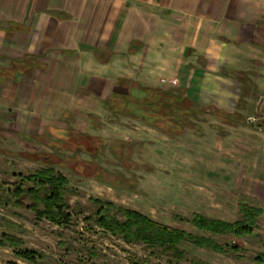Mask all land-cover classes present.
I'll list each match as a JSON object with an SVG mask.
<instances>
[{"label":"rangeland","instance_id":"374dc122","mask_svg":"<svg viewBox=\"0 0 264 264\" xmlns=\"http://www.w3.org/2000/svg\"><path fill=\"white\" fill-rule=\"evenodd\" d=\"M236 1L227 3L233 7ZM249 1L261 4L256 20L262 29L247 35L240 51L227 53L223 63L246 73L250 91L243 90L234 75H195L185 63H195L198 55L184 59L179 72L172 65L176 60L163 61L165 55L177 59L179 52L172 44L165 49L159 25L166 37L182 36V21L179 15L157 10L149 12L147 32L155 49L132 62L120 56L109 68L94 71L92 84L88 78L84 83L93 91L81 92L75 86L76 58L61 61L58 56L49 60L54 86L45 100V90L39 87L41 73L0 87V195L12 199L20 183L32 186L23 180L49 167L35 157L39 154L65 177V196L73 207L72 220L56 226L35 219L25 208L0 204V240L15 237L21 241L19 249L39 254L35 263L23 261L5 241L0 264H264V0ZM200 31L195 29L192 35ZM83 62L87 66L88 61ZM221 65L214 60L208 68L214 72ZM123 75L162 88L189 84L191 96L207 107L191 112L196 118L190 124L167 134L137 120L109 116L100 100L112 89L114 78ZM219 109L238 114L232 115L236 122L220 119ZM69 130L70 137L77 133L105 142L86 140L77 147L63 137ZM92 200L134 210L195 238H208L220 250L180 243L183 258L176 261L143 244H127L95 225ZM242 206L261 211L249 234L212 235L191 225L194 214L230 224L241 221ZM234 246L237 250L231 249Z\"/></svg>","mask_w":264,"mask_h":264},{"label":"crops","instance_id":"0c3cea01","mask_svg":"<svg viewBox=\"0 0 264 264\" xmlns=\"http://www.w3.org/2000/svg\"><path fill=\"white\" fill-rule=\"evenodd\" d=\"M260 8L257 1L249 0H237L233 7L227 0H0V87L9 88L14 80L41 73L39 87L45 90V100L54 86L52 76L55 72L49 60L58 56L61 61L76 58L75 67L79 71L75 86L81 92L93 91L84 83L88 78V83L92 84L94 71L109 68L120 56L132 62L155 49L147 35L151 10L179 15L182 21V36L166 37L160 25L161 31H158L165 49L169 50L171 44L177 46V59L162 56L163 61L171 64L176 60L172 64L176 71H180L184 59L198 55L195 63H185L197 76L237 74L247 77L244 71L226 66L223 60L227 53L240 51L239 46L244 44L247 35L262 29L256 20ZM158 22L165 23V19L159 18ZM195 29L201 30L196 37L192 35ZM234 31L242 37L238 38ZM211 33L215 35L209 36ZM187 38L189 46L185 44ZM25 57L33 59L34 67L26 73H15L11 79L13 61ZM83 60L88 61L87 66ZM214 60L222 65L213 72L208 66ZM99 76L102 78L103 75L99 73ZM147 88L168 89L143 84L133 77L117 76L112 89L100 103L106 108V100L112 93L142 98ZM178 88L203 105L191 96L189 84Z\"/></svg>","mask_w":264,"mask_h":264},{"label":"trees","instance_id":"16d2710c","mask_svg":"<svg viewBox=\"0 0 264 264\" xmlns=\"http://www.w3.org/2000/svg\"><path fill=\"white\" fill-rule=\"evenodd\" d=\"M34 65L32 58L25 57L14 60L10 78L12 79L15 73H26ZM234 78L240 83L243 90L250 91L249 80L246 76L236 74ZM238 100L236 105L240 108L243 101L240 98ZM105 107L113 117L122 116L137 120L167 134V132L182 129V125L190 124L189 120L196 118L192 116L191 112L207 106L192 100L184 89L170 87L166 90L147 88L144 90V97L142 98H135L128 93H112L106 100ZM219 110L221 111L220 119L236 122L233 117L238 114ZM70 132V130L63 132V137L77 147H81L82 143H86V140L101 144L105 142L103 139H94L77 133H73L76 136L73 138L70 137ZM94 152L93 149L90 150V154ZM16 155L27 158L33 156L20 153H16ZM35 157L42 159L49 167L39 169L30 177L25 178L23 181L30 182L32 186L24 188L23 183H20L18 187L13 189L12 199L0 195V204L25 208L30 210L37 220H46L56 226H64L72 220L73 210L65 196L67 181L64 176L54 171L50 162L44 159L42 155L38 154ZM92 202L95 207V225L111 236L121 238L127 244H143L148 248L159 250L160 253L173 257L176 261H181L183 258L178 249L180 243H189L196 247L214 251L220 250V247L208 238H195L183 231L161 226L134 210L116 209L112 203L106 201L92 200ZM241 211L242 220L232 224L194 214L191 218V225L212 235L243 236L251 233V223L261 214V211L247 206H242ZM116 213H119L120 216L118 217ZM5 241L12 248V252L17 258L30 263H35L39 258V254L34 251L19 249L21 241L17 238L3 237L0 240V246H4ZM231 249L237 250V247L234 246Z\"/></svg>","mask_w":264,"mask_h":264}]
</instances>
